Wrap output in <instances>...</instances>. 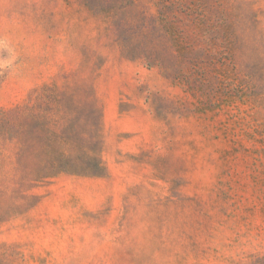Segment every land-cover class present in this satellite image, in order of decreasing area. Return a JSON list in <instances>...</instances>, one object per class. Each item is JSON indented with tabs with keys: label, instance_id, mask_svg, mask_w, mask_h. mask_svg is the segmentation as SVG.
<instances>
[{
	"label": "rangeland",
	"instance_id": "obj_1",
	"mask_svg": "<svg viewBox=\"0 0 264 264\" xmlns=\"http://www.w3.org/2000/svg\"><path fill=\"white\" fill-rule=\"evenodd\" d=\"M0 264H264V0H0Z\"/></svg>",
	"mask_w": 264,
	"mask_h": 264
}]
</instances>
